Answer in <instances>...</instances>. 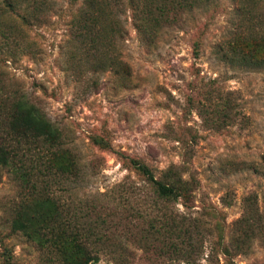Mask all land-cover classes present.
Returning <instances> with one entry per match:
<instances>
[{
    "label": "rangeland",
    "instance_id": "1",
    "mask_svg": "<svg viewBox=\"0 0 264 264\" xmlns=\"http://www.w3.org/2000/svg\"><path fill=\"white\" fill-rule=\"evenodd\" d=\"M238 1L159 14L153 31L126 4L122 35L93 50L71 22L85 0H49L42 22L35 0H0V92L44 115L73 171L45 185L43 170L0 169V264H264V9ZM129 159L176 171L190 200L155 197ZM12 214L38 227L13 232ZM167 217L173 236L155 230Z\"/></svg>",
    "mask_w": 264,
    "mask_h": 264
},
{
    "label": "trees",
    "instance_id": "2",
    "mask_svg": "<svg viewBox=\"0 0 264 264\" xmlns=\"http://www.w3.org/2000/svg\"><path fill=\"white\" fill-rule=\"evenodd\" d=\"M48 1L35 0V21H43L44 6L48 4ZM207 1L209 0H85V7L78 12L71 22L73 25H81L84 28V32L80 33L79 36L87 39L90 48L96 50L98 45H108L112 38L116 39L114 32L120 33V36L122 35L123 24L120 12L126 4L134 6L138 11L141 27L146 31H153L155 27L163 22L159 14H170L177 9H187L196 3ZM16 2L20 3L22 0H16ZM238 4L249 11L256 12V14L260 9H264V0H239ZM168 20L165 18V21ZM254 46L258 49L264 48V39L262 37L255 38ZM193 55L195 58L199 56L197 42L193 47ZM250 58L251 61L255 60L254 56H250ZM99 62L100 67L103 68L104 65L106 69V56H103ZM119 64L122 68L126 67L123 62H119ZM62 152L65 151L62 149L59 137H57L44 115L34 105L24 98H5L0 92V169L7 168L13 163L25 167L28 171L37 168L43 170L41 172L47 175V179L43 181L45 185H48L51 178H63L64 176L67 178V174L73 173V171H67L61 166ZM129 163L152 186L155 197L166 202L180 200L186 203L190 200L192 195L191 182L176 171L166 170L160 174L159 178H156L154 171L145 164L135 159H129ZM262 172L264 173V166ZM38 182L36 179L35 183L30 185L29 190L31 191L26 196H30L32 191L35 195L37 192L35 191V185ZM245 218L246 229L251 230L257 220H254V215H247ZM8 223L13 232H20L24 236H29L30 231L34 227L35 230L38 227L29 219L28 215L23 217L20 214H15V216L12 214ZM65 225L67 226V224L61 225L62 231L63 228L66 230ZM152 226L150 224V227ZM175 226L174 219L167 217L164 221H159L158 228L155 230L159 232L162 229L166 234L173 236L174 230L177 229ZM196 226V223L187 225L184 221L183 230L181 228L179 230L180 233L187 236L185 239H189L188 234L192 233V230L197 228ZM173 247L174 245L171 244L169 248ZM91 260L92 258L88 254L83 253L81 264H88Z\"/></svg>",
    "mask_w": 264,
    "mask_h": 264
}]
</instances>
